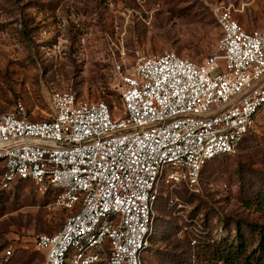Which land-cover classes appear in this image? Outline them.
<instances>
[{"label": "built area", "instance_id": "2783aa9c", "mask_svg": "<svg viewBox=\"0 0 264 264\" xmlns=\"http://www.w3.org/2000/svg\"><path fill=\"white\" fill-rule=\"evenodd\" d=\"M211 11L220 37L201 62L173 52L114 62L120 118L69 91L50 95L46 119L30 120L21 104L0 114V190L54 191L69 213L36 236L43 264H145L161 180L196 192L202 168L252 130L264 110V31L244 29L230 8Z\"/></svg>", "mask_w": 264, "mask_h": 264}, {"label": "rangeland", "instance_id": "374dc122", "mask_svg": "<svg viewBox=\"0 0 264 264\" xmlns=\"http://www.w3.org/2000/svg\"><path fill=\"white\" fill-rule=\"evenodd\" d=\"M214 5L230 8L244 29L264 31V0H0V114L21 104L30 119H46L50 95L70 91L83 101L104 100L122 117L114 62L165 52L201 62L220 37ZM217 65L223 69L221 60ZM160 188L167 197L154 206L145 264H230L226 255L233 264H257L264 256V206L257 203L264 110L234 154L203 168L196 192L170 190L163 180ZM54 195L29 183L0 190V264H43L36 236L57 232L69 215L53 205Z\"/></svg>", "mask_w": 264, "mask_h": 264}, {"label": "trees", "instance_id": "16d2710c", "mask_svg": "<svg viewBox=\"0 0 264 264\" xmlns=\"http://www.w3.org/2000/svg\"><path fill=\"white\" fill-rule=\"evenodd\" d=\"M120 82V81H119ZM70 92V91H69ZM117 96H118V99L120 100V91H118V94H117ZM101 101H103L104 103H106L107 104V106L112 110V108H111V106L106 102V101H104V100H101ZM28 118L30 119V117L28 116ZM30 120H32V119H30ZM254 127V126H253ZM243 141V140H242ZM241 144V143H240ZM239 144V145H240ZM215 160V159H214ZM205 167V166H204ZM203 167V168H204ZM203 168H202V170H203ZM202 170H201V172H202ZM201 172H200V177H201ZM199 180H200V178H199ZM16 184H25V183H16ZM15 184V185H16ZM14 185V186H15ZM11 189V188H10ZM9 189V190H10ZM7 191V190H6ZM257 203H259L260 205H262V206H264V193H260L259 194V196H258V202ZM61 210V209H60ZM62 211H65V210H62ZM251 227V226H250ZM259 234H260V243L258 244V250L259 251H261V252H263L264 253V245L261 243L262 242V240L264 239V229H260V231H259ZM237 238H239L240 240H243L244 239V235H243V233H241V230H240V228L238 227V230H237ZM36 248V247H35ZM38 250V249H37ZM39 251V250H38ZM224 259H225V261L226 262H229L230 264H233V260H232V258H231V256H225L224 257ZM144 261V260H143ZM257 264H264V256L263 257H261L260 259H258V261H257Z\"/></svg>", "mask_w": 264, "mask_h": 264}]
</instances>
